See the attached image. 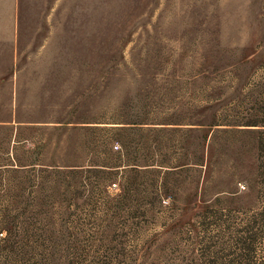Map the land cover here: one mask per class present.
<instances>
[{"label":"rangeland","instance_id":"374dc122","mask_svg":"<svg viewBox=\"0 0 264 264\" xmlns=\"http://www.w3.org/2000/svg\"><path fill=\"white\" fill-rule=\"evenodd\" d=\"M0 264H264V0H0Z\"/></svg>","mask_w":264,"mask_h":264}]
</instances>
